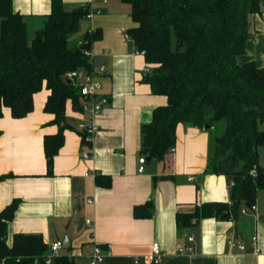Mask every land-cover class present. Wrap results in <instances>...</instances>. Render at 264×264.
Here are the masks:
<instances>
[{
  "label": "crops",
  "instance_id": "1",
  "mask_svg": "<svg viewBox=\"0 0 264 264\" xmlns=\"http://www.w3.org/2000/svg\"><path fill=\"white\" fill-rule=\"evenodd\" d=\"M23 14L29 29L41 27L43 16L52 10L51 0H11ZM65 8L88 4V18L74 34L80 42L86 31H100L89 51L97 64L99 93L107 105L93 117L100 134L91 142L77 128L83 114L68 99L65 104L63 143L53 158L52 174H46L43 138L56 133L53 113L44 110L49 90L33 95V110L14 118L7 107L0 117V211L18 200L14 217L7 223V241L15 233H38L44 242L61 240L60 254L74 264H90L94 245L103 250L99 264H154L148 260L151 243L163 251L159 264H264V190H257L255 209L244 205L234 218L208 217L177 232V212L192 211L205 201H228L230 179L225 174L206 172L213 148L215 125L204 129L179 122L175 144L163 160L152 159L139 171L141 132L152 111L167 102L154 94L144 80V55L126 31L137 25L130 6L119 0H62ZM250 37L238 63L254 62L264 67V5L249 18ZM74 39V38H73ZM152 69V65L150 64ZM81 99H79V102ZM258 162L264 168V145L258 147ZM88 151L89 157L82 153ZM145 156V155H144ZM146 157V156H145ZM95 173L109 175V187L95 182ZM152 202L151 217L135 218L133 207ZM242 209V208H241ZM89 220V222H86ZM193 236L189 241L187 237ZM256 237V252L231 251L227 241L248 244ZM110 246L107 247L106 244Z\"/></svg>",
  "mask_w": 264,
  "mask_h": 264
},
{
  "label": "trees",
  "instance_id": "2",
  "mask_svg": "<svg viewBox=\"0 0 264 264\" xmlns=\"http://www.w3.org/2000/svg\"><path fill=\"white\" fill-rule=\"evenodd\" d=\"M119 1L130 6L137 23L126 34L152 65L144 80L154 94L167 98L140 128V153L163 160L175 144L179 122L201 128L205 123L215 125L206 172L230 179L229 200L205 201L192 211L177 212V232L187 234L203 218L235 219L245 203L254 204L257 190H264L257 150L264 145V67L237 61L250 37V15L261 10L264 0ZM51 4L42 26L29 34L25 16L13 10L11 0H0V117L4 107L14 118L27 115L33 110L34 93L45 85L49 94L44 110L54 114L52 122L59 126L43 138L47 175L52 174L53 158L63 143L66 101L80 107L77 87L64 75L79 67L92 68L84 50L100 37L99 30L86 31L80 42L71 41L81 20L97 9L88 4L67 9L62 0ZM82 43L84 48L79 49ZM220 122L224 123L218 129ZM7 176L0 175V180ZM95 182L109 187L111 177L98 173ZM17 206L13 199L0 211V264H46L49 247L41 234L15 233L7 241V223ZM151 215V201L133 207L135 218ZM51 264L74 261L59 254Z\"/></svg>",
  "mask_w": 264,
  "mask_h": 264
},
{
  "label": "built area",
  "instance_id": "3",
  "mask_svg": "<svg viewBox=\"0 0 264 264\" xmlns=\"http://www.w3.org/2000/svg\"><path fill=\"white\" fill-rule=\"evenodd\" d=\"M91 13L86 14V18H88ZM127 38L128 35H126ZM135 54L144 55V51L135 48ZM84 54L88 57L89 63L92 65L91 69H86L84 67H79L74 70L67 71L64 75L66 80H69L77 87V92L80 96V112L83 114L80 122L77 125L78 130L81 135L84 136L86 141H92L95 137L100 134L99 128L93 121V117L97 115L108 103V98L105 95H101L99 93V79L97 72L94 70L96 66L100 68V70H104L105 66L102 64H97L95 58L89 51V49L84 50ZM150 64H146L143 69L144 74H147L151 71ZM170 149H173L170 148ZM90 153L88 151H84L82 156L84 158L89 157ZM139 166L138 170L141 172L144 170V164L146 163V157L144 155L140 156L138 159ZM254 169L251 170V174H254ZM97 173H95L96 175ZM232 184V182H231ZM250 209H255L254 204H250ZM246 208L243 206L241 212H245ZM89 222V220H86ZM189 241L193 240V236L189 235L187 237ZM229 249L239 250L241 252H246L251 250L252 252H256V237H252L251 241L248 244L237 240V239H229L227 241ZM107 247L110 246L109 243L106 244ZM48 253L45 255V263L51 264L52 260L55 256L60 254L61 249L64 247V244L61 240L54 241L49 244ZM103 250L99 245H94L91 255H90V264H99L103 259ZM163 257V251L161 250L160 244L157 241H153L151 243V253L147 257L154 264H159Z\"/></svg>",
  "mask_w": 264,
  "mask_h": 264
},
{
  "label": "water",
  "instance_id": "4",
  "mask_svg": "<svg viewBox=\"0 0 264 264\" xmlns=\"http://www.w3.org/2000/svg\"><path fill=\"white\" fill-rule=\"evenodd\" d=\"M263 5H264V1H263ZM84 48V43L80 44L79 45V49H83ZM69 82V80H67ZM209 127V124L208 123H205L203 128L204 129H207ZM146 160L147 162H149L151 160V157L150 156H146ZM246 206L250 207V204L248 203H245Z\"/></svg>",
  "mask_w": 264,
  "mask_h": 264
},
{
  "label": "rangeland",
  "instance_id": "5",
  "mask_svg": "<svg viewBox=\"0 0 264 264\" xmlns=\"http://www.w3.org/2000/svg\"><path fill=\"white\" fill-rule=\"evenodd\" d=\"M42 26V25H41ZM28 32H29V34H32L33 32H34V30H32V29H28ZM78 32H80V30H78ZM74 38V39H73ZM72 38V40H71V38H70V40L72 41V42H74L75 41V39H77L76 37H73ZM224 122H220V123H218L217 124V128L219 129L221 126H222V124H223ZM216 127V126H215ZM218 129H217V132H218Z\"/></svg>",
  "mask_w": 264,
  "mask_h": 264
}]
</instances>
